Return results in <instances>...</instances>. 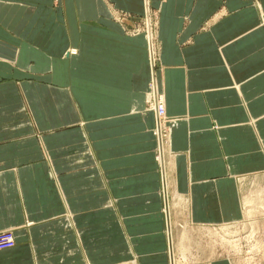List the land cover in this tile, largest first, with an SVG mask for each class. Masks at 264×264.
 Here are the masks:
<instances>
[{"label":"crops","instance_id":"crops-1","mask_svg":"<svg viewBox=\"0 0 264 264\" xmlns=\"http://www.w3.org/2000/svg\"><path fill=\"white\" fill-rule=\"evenodd\" d=\"M263 206L264 0H0V264L199 262Z\"/></svg>","mask_w":264,"mask_h":264},{"label":"rangeland","instance_id":"rangeland-1","mask_svg":"<svg viewBox=\"0 0 264 264\" xmlns=\"http://www.w3.org/2000/svg\"><path fill=\"white\" fill-rule=\"evenodd\" d=\"M152 93L153 90L149 94ZM150 99L153 102V106H156L157 102L153 98ZM147 102H149L148 99ZM152 102L149 104L150 106ZM172 121L166 112V117L162 120V123L173 125ZM161 133L162 137H165V128ZM256 213V218H252L251 223H246V226L242 225L241 227L232 228L220 226L215 227L211 231L192 232V246L189 247L187 245L183 248H189L192 252L189 251L190 257L196 258L199 262H193L194 260L184 262L177 259L181 262L177 264H212L214 260L228 258L233 261L232 264H264V257H262L264 254V206L257 208ZM174 249L175 253H177L176 247ZM114 264L137 263L131 257Z\"/></svg>","mask_w":264,"mask_h":264},{"label":"built area","instance_id":"built-area-1","mask_svg":"<svg viewBox=\"0 0 264 264\" xmlns=\"http://www.w3.org/2000/svg\"><path fill=\"white\" fill-rule=\"evenodd\" d=\"M157 114H158V118H160V116L164 114V109L162 106H158ZM165 117H166V109H165ZM159 124H161L160 119H159ZM15 245H16V239L12 231L0 232V251L12 249L15 247Z\"/></svg>","mask_w":264,"mask_h":264},{"label":"bare ground","instance_id":"bare-ground-1","mask_svg":"<svg viewBox=\"0 0 264 264\" xmlns=\"http://www.w3.org/2000/svg\"><path fill=\"white\" fill-rule=\"evenodd\" d=\"M153 56V55H152ZM152 62L154 63V58L152 57ZM154 92L152 93V94H149V97L150 98H153L154 100H155V102H157L156 104V106L154 105V107H156V110L158 111V106H162L163 107V105H161V101H160V96H156L154 93H156V88H155V86H154ZM163 109H164V107H163ZM164 117H165V109H164V114L162 115V116H160V120H161V124H159V126H158V134H159V136H161V132H162V127H163V125H162V119H164ZM172 249V248H171Z\"/></svg>","mask_w":264,"mask_h":264}]
</instances>
